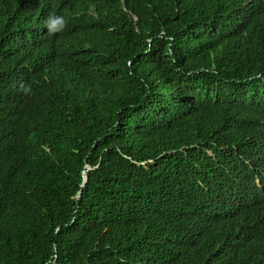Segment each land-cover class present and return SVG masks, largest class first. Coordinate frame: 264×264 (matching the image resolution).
Segmentation results:
<instances>
[{"label":"trees","instance_id":"16d2710c","mask_svg":"<svg viewBox=\"0 0 264 264\" xmlns=\"http://www.w3.org/2000/svg\"><path fill=\"white\" fill-rule=\"evenodd\" d=\"M0 264H264V0H0Z\"/></svg>","mask_w":264,"mask_h":264},{"label":"clouds","instance_id":"9594fccd","mask_svg":"<svg viewBox=\"0 0 264 264\" xmlns=\"http://www.w3.org/2000/svg\"><path fill=\"white\" fill-rule=\"evenodd\" d=\"M65 23L66 21L62 17H57L55 19L50 18V22L48 24L50 32L60 31L64 27Z\"/></svg>","mask_w":264,"mask_h":264}]
</instances>
